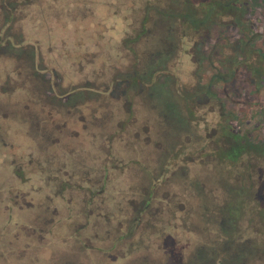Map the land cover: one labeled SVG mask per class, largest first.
<instances>
[{
  "label": "rangeland",
  "instance_id": "obj_1",
  "mask_svg": "<svg viewBox=\"0 0 264 264\" xmlns=\"http://www.w3.org/2000/svg\"><path fill=\"white\" fill-rule=\"evenodd\" d=\"M33 1L2 28L0 71L10 74L8 56L24 68L4 86L0 76V264H264V157L251 153L245 169L216 164L231 144L226 119L234 132L264 140V74L248 73L243 61L245 46L264 65V3L250 5L244 24L225 14L222 25L204 24L197 46L162 50L151 66L153 42L137 43L144 87L122 81L125 51L116 44L137 34L146 0H130L132 18L129 0ZM109 3L114 13L104 17ZM26 8L24 25L40 23L30 29L40 47L24 43ZM169 21L151 10L146 39ZM55 24L75 41L54 29L51 47L45 29ZM92 27L104 28L99 42ZM31 44L33 61L23 52ZM46 52L53 65L43 63ZM198 88L207 94L190 101L187 116L179 96ZM226 202L236 204L228 218Z\"/></svg>",
  "mask_w": 264,
  "mask_h": 264
},
{
  "label": "trees",
  "instance_id": "obj_2",
  "mask_svg": "<svg viewBox=\"0 0 264 264\" xmlns=\"http://www.w3.org/2000/svg\"><path fill=\"white\" fill-rule=\"evenodd\" d=\"M32 2H34V1L33 0H18L17 2H11L10 0H8L5 2V0H0V46L3 43L1 40L2 39L1 36H2V28L4 27V25L8 21L12 20V18L15 15L16 9H18V8L24 9L26 5L28 6ZM257 3H258V5H260V4L264 3V0H167L166 4H168L169 7L171 5L173 7V5H174V7H176V8L175 9H161V8H159L160 7V5H159L160 1L159 0H146L145 3L143 4V7L141 8L142 15L137 20L139 22L138 23L139 28L137 30V34L134 37L128 36V37L122 38L116 44V50L118 53H121L122 49L125 51V54H124L125 56H124L123 60H125L126 64L124 65L123 71L121 72L122 81L125 80L127 82H129V81L137 82V83H139V85L142 84L144 87L149 86V82L146 81L147 79L145 80V78H143L144 76H143V72L141 69V67H142L141 64L143 61L140 59L141 58V55H140L141 51H140V47L139 48L136 47L137 43L141 44V43L153 42L155 51L150 52L149 54L147 53L145 61H144V63L148 62L147 65L151 66L154 64L157 56L160 55V52L162 50H165L166 52L169 51L172 53L173 50L175 51V50L179 49L180 47H182L184 41L185 42L188 41V43L193 42L195 44V46H197V44L199 42L204 40L206 34H208V32H209V30H207V28L204 27L205 26L204 24H208L209 22H214L218 25H222L224 23H223V21H221L222 20L221 18L224 14L225 15H231V17H236L237 20H239L240 18H243L242 16H243L244 12L246 10L250 9V5L254 7ZM113 4L115 6H117L116 3H113ZM135 4H136L135 2L130 1V0L127 4V6L129 7V12H130L129 16L131 18L134 16L133 13H134V9H135ZM166 4H165V6H166ZM262 6L263 5H261V7ZM114 9L115 8L109 3L108 9H106V11L104 12V17L109 16L112 13H114L113 12ZM120 9H124V7H122V6L120 7V5H119V10ZM151 10H154V13L158 14L159 16L170 19V21H169L170 22V24H169L170 32L167 28L165 30V28L161 27L159 34L156 36L157 38L156 37L151 38V39H153L152 41L146 39V37L150 33V30H148L146 28V22H147L148 13ZM187 11L188 12L190 11L189 12L190 16L189 15L188 16L192 17L191 20L192 21L195 20V21H193V22L191 21V23L189 21L188 22L186 21V18L187 19L189 18L188 16H186ZM202 19H204V23H203ZM238 22H240V20ZM241 24H244V23L242 22ZM54 29L61 30L55 24L52 27H49L46 25L45 31H47V33H48V32L54 31ZM63 30H61V31L66 33V35L64 34L65 36L62 38L63 41H65V43L69 42L68 40L75 41V38H72V35H73L72 33L68 34L67 29H63ZM103 31H104V28H102V27L101 28L100 27L99 28L98 27L97 28L92 27L89 30V32H90L89 35L91 36V33L93 36L96 35L97 36L96 41L99 42L103 37V35H100ZM166 31L169 33H167ZM253 34H255V33H253ZM255 35H257V34H255ZM250 37H251V34H250V36H248L247 39L250 40ZM239 42L240 41H238L237 43L240 44ZM94 43H97V42H94ZM246 43H248V42H246ZM246 43H243V45ZM49 44H50V42H49ZM38 45L40 47V44H38ZM244 47L245 46H243V50H244L245 54L243 55L244 56L243 61L245 62L244 65H246L248 73L252 74V73L256 72V73L264 74V65H260L261 64V62H260L261 58L259 55L261 53H259L257 51V49L254 51H250V50H248V48H244ZM23 52H25L28 55L27 56L28 59L33 61L34 60L33 58H34V56H36V53H37V48L34 44H31V45H29L28 53L25 50V48L23 49ZM252 53H254V56L251 55ZM42 56H43V54H42ZM52 56H53V53L46 52V55L43 56V63L46 65L47 64L53 65L52 64L53 61L49 60V59L53 58ZM118 58H116L117 60H115L114 62H117ZM17 59H19L18 56H16V58L15 57L12 58L13 68L11 69V71H12L11 79H14V77H15L14 74L21 76L20 72H17V71H21V67L24 68V66L16 65ZM32 61H31V63H32ZM233 63H235L234 67L233 66L230 67L227 75L234 72V70L236 69L235 65L238 64V61L234 60ZM32 68H34V67H32ZM54 69H55L54 67H51V71H50V73H48L49 77L52 74H54V72H55ZM35 71L37 73H41L42 70L36 69ZM152 72L153 71L150 70L149 73L147 74L146 78H148V80L150 79V75L152 74ZM112 75H113V73H112ZM215 78L216 79H222L219 76L218 77L215 76ZM117 80H120V79H117ZM223 82H224V80H223ZM126 89L127 88L123 89V91L119 92V94H116L115 96H118L120 94L124 95ZM50 91L51 92L54 91L53 86L51 84H50L49 92ZM71 92L72 91L67 90L64 93L65 98L63 101H67ZM206 94H207V90L204 88L203 89L198 88L194 92L190 93L188 96L185 94H182L181 96H179L180 110L181 111L183 110L185 112L184 114H187V116H192L190 110H192L196 106H192L193 104H191V102L193 101V99H197L201 95L203 97H205ZM188 102H190V103H188ZM223 135L226 137L228 136L230 138L231 144H229V146L226 149L221 150L219 153L216 154L217 158H219V160L216 164L223 163V162H228V163L240 162L241 168L245 169L247 166L248 160L254 156L252 154H255L256 156H261V157L263 156L264 157V140H258L256 142H254L252 140H249V135H247V134L242 135V134L234 132L233 125L230 124V121L227 119L225 120ZM248 178H250V176H248L247 179ZM249 181H250V179H248L247 183ZM238 187H241L240 184ZM227 189L229 191L230 197H231V195L233 196V194L238 196L237 190H236V188H233V186L229 185L227 187ZM232 192H233V194H232ZM88 201H91V200H89V198H86V202H88ZM146 203H147L146 201L142 202L141 209L144 208ZM231 205H233V203H231ZM231 205H229V203H227V202L224 205L227 209L226 218L231 217V216H229L228 211H230V209L233 206L236 207V204L233 206H231ZM260 215L264 221V204L260 207Z\"/></svg>",
  "mask_w": 264,
  "mask_h": 264
},
{
  "label": "crops",
  "instance_id": "obj_3",
  "mask_svg": "<svg viewBox=\"0 0 264 264\" xmlns=\"http://www.w3.org/2000/svg\"><path fill=\"white\" fill-rule=\"evenodd\" d=\"M42 3H41V0H38L37 2H36V4L35 5H41ZM28 8V7H27ZM27 8L25 9V11H24V14L22 15V19L20 20V22L19 23H21L20 25H21V31L23 32V40H24V43L25 44H29L30 42H31V40L32 41H34V40H36V41H38L39 42V44L41 45V43H40V39L37 37V36H30V32H31V30L30 29H39V26H40V23H38V22H32L33 24L32 25H24V19L25 18H28V16L26 15V14H28V10H27ZM36 10V9H35ZM50 27V26H49ZM27 32H29V36L30 37H32V38H30V37H27L26 36V34H27ZM53 33V31L52 32H48V40H49V42H50V44H51V47H53V46H55V42H53V37H52V34ZM50 36V37H49ZM61 38V37H60ZM62 39V38H61ZM63 40V39H62ZM61 40V41H62ZM65 42V41H64ZM59 44L61 43V42H58ZM49 44V45H50ZM57 44V43H56ZM24 45V44H23ZM1 56V55H0ZM8 58H9V60H11V63H12V68H13V60H12V58H14V56H8ZM42 59H43V57H42ZM46 59V58H45ZM47 60V59H46ZM11 68V69H12ZM11 75H12V71L10 70V74L9 75H5V73H3V71H0V76L1 77H4V79H3V81H2V86H4L5 85V82H6V80H7V78H9V79H11ZM1 79V78H0ZM2 80V79H1ZM0 93H5L4 91H2V92H0ZM1 117H4L3 115L1 116ZM101 170V172H102V169H100Z\"/></svg>",
  "mask_w": 264,
  "mask_h": 264
}]
</instances>
